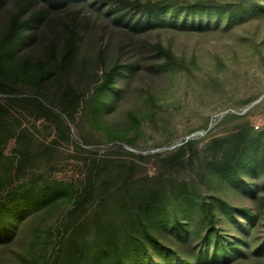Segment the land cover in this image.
<instances>
[{
	"label": "trees",
	"instance_id": "16d2710c",
	"mask_svg": "<svg viewBox=\"0 0 264 264\" xmlns=\"http://www.w3.org/2000/svg\"><path fill=\"white\" fill-rule=\"evenodd\" d=\"M88 0H31L45 11H56ZM99 7L116 15L117 21L140 32L150 29L205 31L246 19L264 25V0H96ZM28 6H20L1 34L0 72L17 80L34 81L39 89L55 76L53 69L41 68L32 75L24 73L17 54L36 41L29 29L31 20H42L45 12L25 20ZM80 36L70 30L63 45L61 66L70 67L78 51ZM158 43L152 48L160 56L156 67L195 78L202 69L196 55L177 54L172 44ZM258 45V44H257ZM259 47V45H258ZM29 60V59H28ZM29 66V62L26 63ZM43 66L42 64H39ZM137 66L117 59L103 71L88 108L97 118L103 109L129 94L136 86L133 76ZM0 78V93H15ZM56 94L59 109L70 119L82 105L71 84ZM43 98V97H41ZM152 103L155 96L149 93ZM0 100V244L14 242L24 223L31 217L49 214L68 206L67 224L57 232L58 248L42 261L31 264H240L264 260V131L249 120L241 121L226 136L211 138L204 147L198 175L182 180L138 176V164L107 156L83 159V178L47 179L25 177L28 167L45 163L51 147L45 143L36 148L29 129L18 132L9 126L8 103H26L35 120H43L54 132L52 144L71 141V128L37 98L11 95ZM244 119L226 114L225 119ZM100 122V119H97ZM101 123V122H100ZM50 125V126H49ZM15 138L12 153H6L8 142ZM118 140L124 136H116ZM126 143L134 146L133 140ZM173 139L164 142L172 145ZM202 140L189 138L174 150V163L195 162L189 150ZM173 152V151H172ZM137 157L132 152H126ZM162 154L139 156L146 160ZM169 164V163H167ZM171 164V165H172ZM196 170V169H195ZM233 192V194H230ZM231 195L239 197L240 204Z\"/></svg>",
	"mask_w": 264,
	"mask_h": 264
},
{
	"label": "rangeland",
	"instance_id": "374dc122",
	"mask_svg": "<svg viewBox=\"0 0 264 264\" xmlns=\"http://www.w3.org/2000/svg\"><path fill=\"white\" fill-rule=\"evenodd\" d=\"M30 2L0 0V40L9 19L19 12L20 6H28L25 20L32 18L34 13L39 16L45 12L42 20L29 23L35 26L29 30L36 34V41L18 53L17 60L23 61L24 73L32 75L47 68L56 74L45 89H39L28 77L17 80L11 71L10 74L0 72V78L7 79V86L17 90L12 94L0 93V100L5 103L10 95L42 100L70 126L71 141L52 144L54 132L43 120H35L29 105L8 103L9 126L18 132L29 129L36 148L43 147V143L51 147L43 165L26 169L27 179L36 175L38 178L79 180L83 178V159L111 156L135 160L138 176L182 180L195 175L202 182L197 172L205 144L211 138L228 135L244 120L264 131V25L256 19L248 17L229 26L221 22L218 27L205 31L159 28L137 32L118 22L116 15L107 8L98 9L100 4L96 0L50 12L45 11L42 4L29 7ZM70 30L76 31L80 41L76 55L67 63L70 67H63V45ZM158 43L172 44L179 55H196L202 64L201 71L195 78H188L158 69L160 56L152 48ZM117 59L137 66L133 76L136 86L94 118L88 100L103 71ZM66 84L72 85L83 102L74 113V119L63 114L55 100L51 105V99L63 93ZM149 93L155 96L157 103L150 101ZM228 113L244 119H225ZM97 119L101 123L99 120L97 123ZM116 136L125 139L118 140ZM126 138L133 140L134 146L127 144ZM171 138L173 144L164 145ZM189 138L202 140L185 156L195 154V162L172 164L171 160L177 158L174 150ZM15 146L13 138L6 146V153L11 154ZM156 154H162L161 158L153 156L142 160L139 157ZM2 193L0 191V195ZM230 194H233L231 190ZM231 198L240 204L239 197L231 195ZM68 210V206H63L28 219L14 242L0 244V264H31L42 261L46 251L50 255L58 248L57 230L66 226ZM240 264H264V260H245Z\"/></svg>",
	"mask_w": 264,
	"mask_h": 264
}]
</instances>
